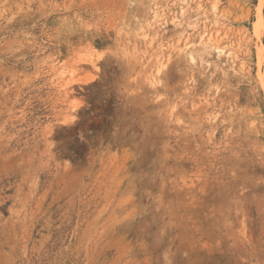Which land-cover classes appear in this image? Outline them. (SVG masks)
Here are the masks:
<instances>
[{
    "label": "rangeland",
    "instance_id": "374dc122",
    "mask_svg": "<svg viewBox=\"0 0 264 264\" xmlns=\"http://www.w3.org/2000/svg\"><path fill=\"white\" fill-rule=\"evenodd\" d=\"M260 48L264 0H0V264H264Z\"/></svg>",
    "mask_w": 264,
    "mask_h": 264
},
{
    "label": "bare ground",
    "instance_id": "6f19581e",
    "mask_svg": "<svg viewBox=\"0 0 264 264\" xmlns=\"http://www.w3.org/2000/svg\"><path fill=\"white\" fill-rule=\"evenodd\" d=\"M125 12V11H124ZM182 12V15L185 14V9L184 10H181ZM184 17V16H183ZM135 21V20H134ZM129 26V25H128ZM139 26V25H138ZM136 27V26H135ZM136 30H139V29H142L141 26L137 28H135ZM130 30V29H129ZM128 31V30H127ZM131 32V31H130ZM219 32H220V29L217 28L215 29L213 32H210V31H201V35H200V44L201 46L198 47L199 50H195V49H192V50H186L187 54L189 55L191 61L194 60L195 56L196 55H200V53H197L198 51L201 52V54L203 53H208L209 50H215L217 53L220 54V52H222V49L219 47L218 45V37H219ZM126 34V32H124ZM134 34V33H132ZM135 36V35H134ZM128 37V36H127ZM153 39V37H152ZM186 39V38H185ZM154 40V39H153ZM151 41V39H150ZM199 44V43H198ZM185 46H188L187 43H184ZM190 45V44H189ZM121 46V45H120ZM123 46V45H122ZM182 50L180 51H184L186 48L182 46ZM119 49V48H118ZM127 48L122 47L121 48V51L123 53V55H126L128 54L129 52L126 50ZM190 49V48H189ZM128 52V53H127ZM155 52V51H154ZM161 52V51H160ZM159 51H157V53L155 52V59L156 60V64H155V71L154 72H149V75L147 76L148 80L150 83H154V81L158 78V73L164 69L165 67V64H166V60H163L162 58V54L160 53ZM185 54V53H184ZM154 55V53H153ZM154 55V56H155ZM259 55H260V58H261V61L264 63V50L262 48L259 49ZM202 57V56H201ZM200 57V58H201ZM89 62H90V65L92 67H96V59L95 58H91L89 57L88 58ZM152 66V65H151ZM63 71H66L67 75H72L74 72H75V69L71 68V69H67V70H63Z\"/></svg>",
    "mask_w": 264,
    "mask_h": 264
}]
</instances>
